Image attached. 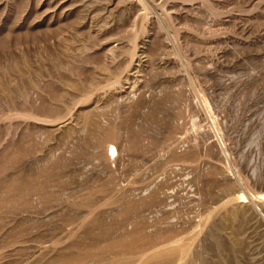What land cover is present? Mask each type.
I'll list each match as a JSON object with an SVG mask.
<instances>
[{"label": "rangeland", "instance_id": "obj_1", "mask_svg": "<svg viewBox=\"0 0 264 264\" xmlns=\"http://www.w3.org/2000/svg\"><path fill=\"white\" fill-rule=\"evenodd\" d=\"M170 245L264 264V0H0V264Z\"/></svg>", "mask_w": 264, "mask_h": 264}, {"label": "bare ground", "instance_id": "obj_2", "mask_svg": "<svg viewBox=\"0 0 264 264\" xmlns=\"http://www.w3.org/2000/svg\"><path fill=\"white\" fill-rule=\"evenodd\" d=\"M114 153L115 147H111L110 154L113 155ZM171 245L167 248L157 249L155 253H152L151 256L147 257L145 264H155L159 261H164L165 264H186V257H184L185 254L179 259H175L179 249L176 246Z\"/></svg>", "mask_w": 264, "mask_h": 264}]
</instances>
